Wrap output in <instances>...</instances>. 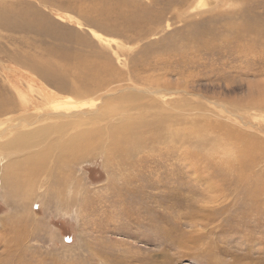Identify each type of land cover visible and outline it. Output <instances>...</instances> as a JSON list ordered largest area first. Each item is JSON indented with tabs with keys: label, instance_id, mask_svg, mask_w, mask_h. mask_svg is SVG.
Returning a JSON list of instances; mask_svg holds the SVG:
<instances>
[{
	"label": "rangeland",
	"instance_id": "rangeland-1",
	"mask_svg": "<svg viewBox=\"0 0 264 264\" xmlns=\"http://www.w3.org/2000/svg\"><path fill=\"white\" fill-rule=\"evenodd\" d=\"M192 1L0 0L7 108L59 94L20 62L71 50L113 70L107 100L151 87L130 104H153L128 114L166 123L145 131L133 155L94 150L45 187L38 179L23 191L21 181L13 196L0 172V264H264V0L188 16ZM104 87L77 102L97 114ZM112 102L103 113L128 105ZM22 115L1 118L0 133Z\"/></svg>",
	"mask_w": 264,
	"mask_h": 264
},
{
	"label": "bare ground",
	"instance_id": "bare-ground-1",
	"mask_svg": "<svg viewBox=\"0 0 264 264\" xmlns=\"http://www.w3.org/2000/svg\"><path fill=\"white\" fill-rule=\"evenodd\" d=\"M221 1L222 0H193L191 2V7L187 6L190 7L187 9V15L194 16L207 12L211 13L210 11L217 9ZM1 17L2 16H0V18ZM70 51L71 50L62 51L63 53L59 54L61 57V60L59 61H52L47 58L38 59L34 56V59H30L28 63L20 62L22 66L35 77L33 78L34 81L37 83L38 81L42 83L45 81L50 85H53L56 87L59 94L57 92L43 94L44 92L41 91L39 94H41L42 100L40 99V101L42 102H39V104L37 101L34 103L32 100V106H29L28 104L25 105L19 101L20 105L18 106L14 103L15 108L13 109L7 108L8 104L6 103H9L10 101L3 100V102H0V119L17 110L24 112V115L21 116L18 122L10 124V126L12 125V129L7 128V131L0 133V139L9 135L3 142L0 141L1 149L5 151L0 152V172L2 173L1 175H3V180L6 184L3 187L5 189L8 188L9 193L13 196L19 192V190L22 191L20 189L21 186L19 185L21 181L23 185L26 184L25 190L23 191L30 188L28 183H31L32 186H36L38 179L39 181L41 180L40 183H43L42 185L45 187V184L51 183L48 181L52 180L51 177H55V173H58L61 169L68 170L67 167L71 165L72 161L78 160L77 162H79L94 150H105L108 154L131 152L129 151L130 149L136 151L138 145L137 140L141 138L144 133H146L145 131H152L153 128L160 130L162 127L166 126L164 117L160 114L159 119H157V123H155L156 121L148 122L143 116H137L136 118L129 116L128 113L130 111H138L153 104L151 103L148 105L147 102H143L144 106L130 104L134 98L140 95V93H131L130 91V93H127L126 96L123 95L118 97L119 99L114 98V100H107V97L104 98V96H108L109 94L116 92V90H112L110 87L114 80L106 79V76L108 77V75L112 74L113 70L110 67L107 69L106 64H101L103 61L100 63L97 59H88L87 56L82 55V53L73 54ZM90 52L94 54H101L96 50ZM107 61L108 59L105 62ZM113 75L114 74H112L111 77ZM148 79L146 80L148 81ZM33 80L31 79V81ZM138 80L139 79H137V81ZM162 82L165 83L166 80H163ZM104 85L106 92L103 91L102 95L98 96V100L100 99L103 101V106H105L107 102L114 104L112 101H116L117 103L120 102L122 104L127 102L128 105L125 104L127 106H122L121 104H116L119 108L110 107L104 113L101 109L103 106H97L99 108V112L94 114V111L90 114V109H86L85 106H94L95 104L84 101H79V103L76 99L81 98L83 100L84 98H89L90 95L100 91ZM161 85L162 84H160V86ZM160 86L157 90H155V87L153 92L159 94V102L162 99L165 103L166 101L164 100V95L166 94V90ZM150 88H143V94L140 96L146 97L148 94L150 95L148 92L153 90ZM154 93L152 95H154ZM62 96L70 98L62 100ZM148 97L150 98V96ZM153 99L154 98H152V100ZM260 99H262V97ZM33 104H35V106H33ZM161 105L163 106V104ZM153 106L154 105H152L151 108H153ZM33 107L37 109L36 114L29 113L28 115L25 113L26 110H32L31 108ZM118 116L121 117L119 118ZM5 122L6 121H4V123ZM103 122H105V125H102ZM34 124L37 125L31 127ZM26 126L31 128L25 129L24 127ZM13 132H15V135H12ZM156 134H158V132H156ZM254 141L252 142L255 144ZM248 148L251 149V146L247 147V149ZM132 153L133 152L130 154ZM26 169L28 172H26ZM21 174H24V177H22ZM61 175L59 176H64V174L63 176ZM42 179L47 183H44ZM64 181L65 180H63V182ZM68 184L71 183L69 182ZM43 186L42 190L44 188ZM68 186L69 185H67V188H69ZM20 193L23 194V192Z\"/></svg>",
	"mask_w": 264,
	"mask_h": 264
}]
</instances>
